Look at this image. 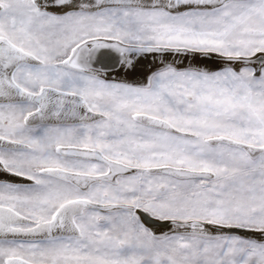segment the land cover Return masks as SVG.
I'll use <instances>...</instances> for the list:
<instances>
[{"label": "snow or ice", "instance_id": "1", "mask_svg": "<svg viewBox=\"0 0 264 264\" xmlns=\"http://www.w3.org/2000/svg\"><path fill=\"white\" fill-rule=\"evenodd\" d=\"M0 264H264V0H0Z\"/></svg>", "mask_w": 264, "mask_h": 264}, {"label": "bare ground", "instance_id": "2", "mask_svg": "<svg viewBox=\"0 0 264 264\" xmlns=\"http://www.w3.org/2000/svg\"><path fill=\"white\" fill-rule=\"evenodd\" d=\"M107 52V55L104 57H101V61L103 63H113L116 59H118V54L115 52H111L110 50H105ZM150 57L144 58L142 57L140 59V63L137 65L138 68V72L134 73V74H130L128 76L123 75V73H121L119 76H115V75H110L107 78L108 79H117V80H121L123 82H127V83H133V84H140L143 83L145 80V74L152 69V67L155 66V64H158L161 62V56L160 54H149ZM182 58L180 57H176V56H172L171 54H167V61L170 62H177V64H181ZM217 58L215 56H213L210 60H208L207 66L212 67L213 66V62L216 60ZM189 63V60L184 59L183 63L181 66H186ZM201 66H204V64H201ZM96 67H100L99 64L96 65ZM144 76V77H143ZM167 229H157V231H166Z\"/></svg>", "mask_w": 264, "mask_h": 264}, {"label": "water", "instance_id": "3", "mask_svg": "<svg viewBox=\"0 0 264 264\" xmlns=\"http://www.w3.org/2000/svg\"><path fill=\"white\" fill-rule=\"evenodd\" d=\"M172 56H173V54H171ZM147 57H150V55L148 54L146 57H144V58H147ZM181 58V57H180ZM166 63H172V62H170V61H165ZM161 63V62H160ZM160 63H158V64H155V66L154 67H152V69H154L155 67H158V66H160ZM177 63V62H176ZM179 66H181L182 64H178ZM144 77V76H143ZM109 80H116V81H121V80H117V79H109ZM123 82V81H122Z\"/></svg>", "mask_w": 264, "mask_h": 264}]
</instances>
